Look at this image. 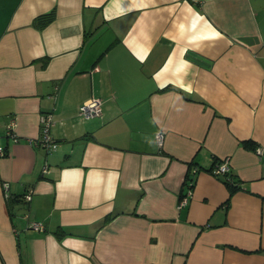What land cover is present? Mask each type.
Returning a JSON list of instances; mask_svg holds the SVG:
<instances>
[{
  "label": "crops",
  "instance_id": "0c3cea01",
  "mask_svg": "<svg viewBox=\"0 0 264 264\" xmlns=\"http://www.w3.org/2000/svg\"><path fill=\"white\" fill-rule=\"evenodd\" d=\"M247 140L264 148V0H0V264H264Z\"/></svg>",
  "mask_w": 264,
  "mask_h": 264
},
{
  "label": "built area",
  "instance_id": "2783aa9c",
  "mask_svg": "<svg viewBox=\"0 0 264 264\" xmlns=\"http://www.w3.org/2000/svg\"><path fill=\"white\" fill-rule=\"evenodd\" d=\"M101 115V101L98 98H90L83 102L78 109V116L81 119H90L93 117H97ZM40 124H41V130H42V137L39 142H41V145H43L46 148L55 149L57 147V143L49 136L48 131L49 127L52 124L51 115H42L40 117ZM14 120H11L10 123L5 128V135L7 137H10L14 141H16V134L14 131ZM155 142L159 147L162 146L163 143V134L158 132L155 134ZM256 154L259 157H264V148L256 147L255 149ZM6 154V149L4 146L0 145V157L4 156ZM214 173L216 175H222L224 177L230 176V166L227 161L222 162L218 167L214 170ZM192 182L189 183V186H192ZM3 190L7 193L9 185L8 183L2 184ZM190 194V189L188 190V194L182 198L180 205H184L187 203L188 196ZM7 195V194H6ZM23 198L26 201H29L31 199V191H28L23 195ZM31 228L43 231V226L40 223H31Z\"/></svg>",
  "mask_w": 264,
  "mask_h": 264
},
{
  "label": "trees",
  "instance_id": "16d2710c",
  "mask_svg": "<svg viewBox=\"0 0 264 264\" xmlns=\"http://www.w3.org/2000/svg\"><path fill=\"white\" fill-rule=\"evenodd\" d=\"M55 18V11L51 10L47 13L40 14L36 16L33 19V26L38 29H43L45 26H47L52 20ZM244 146L249 150H255L256 144L251 141L247 140L243 142ZM224 181L226 182L228 189L230 191V194H232L235 190L238 189L237 182L230 176L224 177ZM193 183V181H191ZM192 187V186H191Z\"/></svg>",
  "mask_w": 264,
  "mask_h": 264
}]
</instances>
